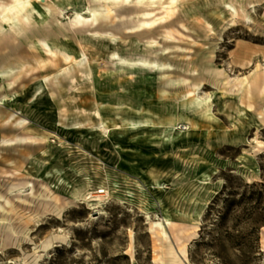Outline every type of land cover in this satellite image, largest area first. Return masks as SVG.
Wrapping results in <instances>:
<instances>
[{
    "label": "rangeland",
    "instance_id": "1",
    "mask_svg": "<svg viewBox=\"0 0 264 264\" xmlns=\"http://www.w3.org/2000/svg\"><path fill=\"white\" fill-rule=\"evenodd\" d=\"M169 1L45 0L20 13L18 24H0V97L24 88L0 106L2 117L14 115L0 118V140L36 139L0 147V264H264V0H175L167 17L137 30L145 11L162 17ZM79 6L111 11L81 24L72 15ZM96 31L120 42L86 37ZM151 38L161 41L153 84L100 74L109 62L93 49L150 55L141 42ZM81 44L89 86L71 92L66 83V92L28 104L31 83L67 63L61 50L77 57ZM124 88L130 98L119 95ZM140 88L154 96L138 95ZM67 93L74 103L62 100ZM104 97L103 116L116 124L110 143L58 129L73 116L65 105L89 107ZM195 97L199 105L190 103ZM120 98L140 100L155 124L129 128L124 118L143 115L113 106ZM64 177L71 186L60 184ZM135 180L153 211L142 208ZM99 184L110 197L95 213L85 197Z\"/></svg>",
    "mask_w": 264,
    "mask_h": 264
},
{
    "label": "bare ground",
    "instance_id": "2",
    "mask_svg": "<svg viewBox=\"0 0 264 264\" xmlns=\"http://www.w3.org/2000/svg\"><path fill=\"white\" fill-rule=\"evenodd\" d=\"M38 1L44 2L45 0H11L10 3L0 2V24L5 21H10L13 23L14 20L18 24L19 22L18 15L22 13L25 9L29 8V6L37 4ZM115 1H128V0H115ZM174 2L175 0H170L169 3L161 6V8H163L165 11V15H163L162 17H156L152 11H145L143 13V19L140 20V23L137 26V30L150 29L158 22L160 18L167 17L171 12ZM46 7H48L47 8L48 10H50V7L48 5ZM110 11L111 8L109 6H106L105 8L102 9L79 6L72 10L73 13L72 15H74V19L77 21L76 23L82 24L86 18V15L90 16L91 20L96 22L101 14L110 13ZM231 11L233 12L234 15L237 14V10L232 6H231ZM59 12L64 14V16H66L68 21L71 22V18L69 15V11L67 10V6L61 5L59 8ZM233 25L235 24L233 23ZM11 26L12 28H14V25ZM86 37L94 41H104L110 45H115L120 42V38L118 36H115L108 32L96 31V32L88 33ZM162 40H167V35H163ZM137 42L139 43V41ZM141 44L145 48V51L151 52L152 54L128 55V54L120 53L115 49H111L105 55H102L100 50L93 49V53L95 54L96 57L104 56L105 59L109 62V68L101 70L100 74L102 76H109L114 72H116L120 74L137 77L139 82L142 84H146V83L153 84L155 82L156 73L160 68L157 59V54L160 53L159 48L161 46V41L151 38L142 41ZM44 45L46 46L45 50L47 51V53L54 55L53 49L49 47L46 43H44ZM86 48L87 46L85 44H81V51L77 57H74L71 53L67 51L61 50L60 54L63 60L67 61V63L59 67L58 69L52 71L50 74L35 79L31 83V91L29 97L27 98V103L28 104L39 103L41 100L53 97L56 91L61 93L66 92V90L68 89V85L66 83H69L70 85L69 90H71V92L84 91L83 89L89 86L88 84L84 85L85 82L89 83L92 81V72L89 65L88 52L86 51ZM74 75L75 76L77 75L79 79L78 82L75 81ZM261 85L262 87H264V79L261 80ZM48 86H52L54 88L53 91L48 92L47 91ZM127 92L128 89L124 88L123 92L119 93V95L130 98L131 96L130 94L128 95ZM135 92L138 95H142L146 97L154 96L152 92H148L144 88L135 89ZM23 93H24V88L7 95H3L2 97H0V106H6L11 102L16 101ZM75 98H76L75 95L67 93L63 95L62 100L67 99V102L74 103ZM140 99H142V97H140ZM200 101L201 100L199 99V97H195L191 100L190 103L194 105H199L201 103ZM90 103L91 106L89 107L76 106L72 104L71 105L69 104L67 106L65 105L62 109H64L67 112L68 111L71 112L73 116L72 118H70L68 123L62 124L60 122H56L58 124L57 127L60 130H73L75 131V133L79 138H85L91 140L96 139L97 142L108 144L110 143L108 141V133L111 130L112 126L113 125L116 126V124L113 123V118L104 117L102 110H104L107 105L109 106L110 102L107 97H104L102 100L99 101L92 100ZM113 106H116L117 108L127 107L130 108L131 110H134L135 115L137 116L143 115L142 118L123 119L125 125H127L131 129L149 127L155 124L151 118L152 116H150L148 109L142 105L140 100H138L133 104L128 102L124 98H120L116 102H113ZM16 113H21V110L17 109ZM12 116L14 115H10V116L8 115L6 117H2V110L0 109V118L2 121L9 120L11 119ZM17 122L18 124H24L25 120L20 118ZM110 122L113 124H110ZM167 129L171 130L172 127L168 126ZM257 142L261 143L260 141ZM17 143H21V144L36 143V139H33L32 137H18L16 138L15 141L9 139H2L0 140V147L9 146ZM65 147L71 148L70 145H67ZM23 157L24 159H28L30 155L29 153H26L23 154ZM79 172L80 171L78 169L75 170V173H79ZM86 178L89 179L88 176H86ZM135 183L138 186V188L141 190L143 197H145L140 199V202L142 203V208L146 213L153 211L154 200L149 198L148 192L139 182H137V180H135ZM60 184L71 186L72 182L67 177H64L61 179ZM26 185H32V183L27 182ZM86 185H90L89 181H87ZM100 185L102 186L103 184H99V188H98L99 190L91 191L85 197L86 202L89 204V207L91 209H95V213L97 211L104 210L105 204L108 202L110 197V191L102 190ZM113 186L114 188L118 187L117 181L113 182ZM128 193L129 196L132 197V191L130 189H128ZM45 197L46 199L49 198L48 195H46ZM54 200L57 201V198L54 197ZM166 221L168 220L166 219ZM158 225L162 227L161 223H159Z\"/></svg>",
    "mask_w": 264,
    "mask_h": 264
}]
</instances>
